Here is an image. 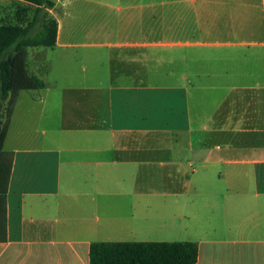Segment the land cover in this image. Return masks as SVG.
<instances>
[{
    "label": "crops",
    "instance_id": "1",
    "mask_svg": "<svg viewBox=\"0 0 264 264\" xmlns=\"http://www.w3.org/2000/svg\"><path fill=\"white\" fill-rule=\"evenodd\" d=\"M51 1L49 49L66 50L73 4ZM78 1L100 8L84 29L106 58L76 76L60 53L52 83L40 51L28 63L45 88L18 94L5 137L0 264H89L92 242H193L196 264H264V0L118 7L117 27L107 0Z\"/></svg>",
    "mask_w": 264,
    "mask_h": 264
},
{
    "label": "trees",
    "instance_id": "2",
    "mask_svg": "<svg viewBox=\"0 0 264 264\" xmlns=\"http://www.w3.org/2000/svg\"><path fill=\"white\" fill-rule=\"evenodd\" d=\"M51 0H15L12 13L0 11V242L5 241V200L13 155L3 145L17 96L45 88L29 70V48H53L57 22ZM89 264H196L193 242H92Z\"/></svg>",
    "mask_w": 264,
    "mask_h": 264
},
{
    "label": "rangeland",
    "instance_id": "3",
    "mask_svg": "<svg viewBox=\"0 0 264 264\" xmlns=\"http://www.w3.org/2000/svg\"><path fill=\"white\" fill-rule=\"evenodd\" d=\"M164 1V0H107L106 3L110 5V12L111 16L109 22L110 25L113 27H117L120 25L121 17H119L118 13L115 12L118 7H126L131 6L132 8L135 6H149L156 4L157 2ZM72 6V10L70 11V14L65 17L59 16L60 24L64 27V39H66V42L69 44V48L66 50H60V49H49V48H29L27 51V60L28 63H32L34 54L36 51H40L41 59L40 62H43V64L47 65L49 67V79L48 82L52 83V80L54 79V71L56 68V57L60 53H63L67 55V58L76 59L75 65L72 66L74 70L71 74L74 75H87L88 71L92 68V66L89 64L88 59H91L92 57H100L105 60V55L107 53L106 49H99V50H92L90 48H87L88 46L86 44H90L92 42H108V41H93L90 39L89 35L86 34L85 29L88 26H94L97 23L101 22V16L99 14V11L97 9H100L99 7L96 8V6L93 4V2H81L78 0H69ZM10 2L8 1H1L0 2V9L4 6L9 5ZM69 8V7H67ZM138 9V8H137ZM146 11H151V8H146ZM148 19H143V25L148 26L149 25ZM70 28H73V32H69ZM113 42L112 40H110ZM159 42H163V40H160ZM39 49V50H38ZM152 51L158 53L160 56L158 57L157 65L151 66V69H155V71L152 72V75L155 74L158 76L157 82H154L156 84H165L164 83V73H165V65H164V54H165V47H157L152 49ZM107 66L104 65L103 68H106ZM102 69V67H100ZM116 70L115 66H111V71ZM104 75H107L104 73ZM28 92V91H27ZM26 95V94H24Z\"/></svg>",
    "mask_w": 264,
    "mask_h": 264
}]
</instances>
